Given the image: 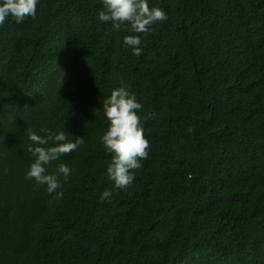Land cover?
I'll return each mask as SVG.
<instances>
[{
	"label": "trees",
	"instance_id": "trees-1",
	"mask_svg": "<svg viewBox=\"0 0 264 264\" xmlns=\"http://www.w3.org/2000/svg\"><path fill=\"white\" fill-rule=\"evenodd\" d=\"M148 2L168 19L139 57L103 0H38L0 26V264H264V0ZM121 86L150 149L116 191L101 136ZM28 127L84 138L48 166L72 170L62 199L25 178Z\"/></svg>",
	"mask_w": 264,
	"mask_h": 264
},
{
	"label": "clouds",
	"instance_id": "clouds-1",
	"mask_svg": "<svg viewBox=\"0 0 264 264\" xmlns=\"http://www.w3.org/2000/svg\"><path fill=\"white\" fill-rule=\"evenodd\" d=\"M38 0H0V26L12 17L16 23H22L26 17L35 18ZM104 8L99 11L98 19L111 22L116 31H131L136 35L124 37V45L132 49L134 56L142 55L140 47L142 40L139 34H149L152 25L168 19L165 10L150 7L148 0H103ZM122 26L123 29H122ZM143 105L128 86L115 88L110 97L103 102V112L107 119L108 128L101 136V142L111 161L107 168V176L114 182L116 191L127 189L135 180V172L142 167L141 161L148 158L150 142L145 138L144 128L138 110ZM153 118V114L144 117ZM45 136L38 135L31 127L27 133L30 141L36 147H29L34 162L26 172V179L35 180L39 185H46L47 192L54 199L63 198V192L57 191L62 187L61 177L66 182L71 175V168L65 164L57 165L54 173L49 174L48 166L62 156L71 154L84 144V138L76 137L69 140L65 131L53 132L51 129H41ZM52 146L44 147L49 145ZM112 190H105L100 196L101 201H110Z\"/></svg>",
	"mask_w": 264,
	"mask_h": 264
}]
</instances>
